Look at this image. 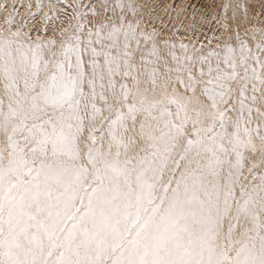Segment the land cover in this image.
I'll return each mask as SVG.
<instances>
[{
	"label": "snow or ice",
	"instance_id": "1",
	"mask_svg": "<svg viewBox=\"0 0 264 264\" xmlns=\"http://www.w3.org/2000/svg\"><path fill=\"white\" fill-rule=\"evenodd\" d=\"M161 8L0 0V264H264V0Z\"/></svg>",
	"mask_w": 264,
	"mask_h": 264
},
{
	"label": "rangeland",
	"instance_id": "2",
	"mask_svg": "<svg viewBox=\"0 0 264 264\" xmlns=\"http://www.w3.org/2000/svg\"><path fill=\"white\" fill-rule=\"evenodd\" d=\"M84 2L86 3L87 0H84ZM161 4H162V8L161 11H163V5L165 4H175L177 6L179 5H183L185 3H195L197 4V6L199 7L201 4L204 5V8L202 9V11L209 15V18L211 17V12L215 9V6L224 3V2H228V0H160ZM231 2L235 3L237 2V0H231ZM243 2H249V0H243ZM218 11V9H216ZM189 12H191V9H189ZM229 15H231V12H229ZM214 26V25H213ZM207 31V30H206ZM208 35H211L210 32L207 33Z\"/></svg>",
	"mask_w": 264,
	"mask_h": 264
}]
</instances>
